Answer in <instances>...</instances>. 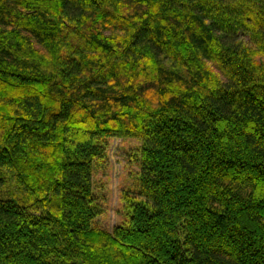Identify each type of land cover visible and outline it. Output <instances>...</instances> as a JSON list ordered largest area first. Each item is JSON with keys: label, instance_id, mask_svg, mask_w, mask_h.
Wrapping results in <instances>:
<instances>
[{"label": "trees", "instance_id": "trees-1", "mask_svg": "<svg viewBox=\"0 0 264 264\" xmlns=\"http://www.w3.org/2000/svg\"><path fill=\"white\" fill-rule=\"evenodd\" d=\"M0 264H264V0H0Z\"/></svg>", "mask_w": 264, "mask_h": 264}, {"label": "rangeland", "instance_id": "rangeland-1", "mask_svg": "<svg viewBox=\"0 0 264 264\" xmlns=\"http://www.w3.org/2000/svg\"><path fill=\"white\" fill-rule=\"evenodd\" d=\"M107 143L106 160L94 175V191L102 210L96 226L112 232L124 220L125 197H138L141 142L114 138Z\"/></svg>", "mask_w": 264, "mask_h": 264}]
</instances>
